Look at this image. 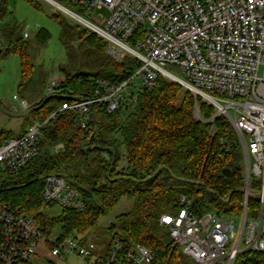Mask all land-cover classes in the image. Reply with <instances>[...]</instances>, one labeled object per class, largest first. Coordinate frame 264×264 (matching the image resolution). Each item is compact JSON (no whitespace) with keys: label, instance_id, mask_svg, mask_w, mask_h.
I'll return each mask as SVG.
<instances>
[{"label":"built area","instance_id":"obj_1","mask_svg":"<svg viewBox=\"0 0 264 264\" xmlns=\"http://www.w3.org/2000/svg\"><path fill=\"white\" fill-rule=\"evenodd\" d=\"M70 1L79 7V11L70 9L73 18L107 41L110 56L121 60L129 53L139 60L140 68L122 81L99 77L92 87L70 89L45 122L35 121L21 135L2 140L0 178L19 174L38 157L46 122L65 111L75 112L85 147L94 129V107L113 113L130 95L136 78L143 86L154 87L163 75L192 92L196 119L203 120L201 98L216 109L211 122L223 117L232 125L242 153L244 201L239 233L233 215L222 216L216 210L197 214L185 196L179 210L161 216V225L168 227L191 264H235L243 254L264 252V0ZM103 10L108 14H97ZM64 80L53 77L44 96L56 94ZM31 107L30 101L18 97V104L7 109L20 114ZM215 130L213 126L210 132ZM255 179L261 180V186H255ZM42 196L48 207L79 211L85 206L81 192L64 174H48ZM252 198L260 203L255 218H249ZM38 215L23 211L0 190V264H39V258L55 264L51 258L62 260L68 254L85 264H152L154 260L151 248L127 242L122 234L112 235L107 252L95 256V242L62 232L54 238L57 230L46 232Z\"/></svg>","mask_w":264,"mask_h":264},{"label":"trees","instance_id":"obj_2","mask_svg":"<svg viewBox=\"0 0 264 264\" xmlns=\"http://www.w3.org/2000/svg\"><path fill=\"white\" fill-rule=\"evenodd\" d=\"M27 1L41 7L36 0ZM56 1L79 11L70 0ZM10 13V0H0V20ZM53 18L61 28L60 38L66 48L78 40L97 57L85 64V71L72 72L68 53V65L63 68L65 80L59 91L29 114L32 121L28 125L35 121L45 122L65 102L70 89L80 91L92 87L99 77L122 81L140 68L139 60L129 53L121 60L110 56L106 51L107 41L96 32H87L86 26L80 30L61 15H53ZM50 37L45 28L36 34L39 43H46ZM130 43L132 45V41ZM0 45L3 47L0 57L12 54L20 57V87L32 75L34 65L28 34L17 18L2 28ZM141 89L131 91L113 113L94 107L99 126L90 131L85 147V133L75 112L65 111L56 120L46 122L39 138L38 157L19 174L3 175L0 190L8 201L23 211L39 213L46 232H54L62 225L63 236L85 234L127 197L133 201V206L116 217L109 227L112 235L122 234L127 242L151 248L154 252L152 264H191L168 227L161 225V216L179 210L182 196L191 200L197 214L209 210H216L222 216L241 214L244 201L242 153L232 125L223 117L211 122L216 113L212 105L199 98L203 120L194 117L196 98L179 82L160 75L154 87ZM18 97L24 98L20 92ZM47 97L42 95L31 102L30 109L41 105ZM124 110L128 112L121 122ZM213 126L216 130L211 133ZM10 137L15 135L0 129V142ZM60 145L63 148L56 151ZM106 148L115 149L110 177L114 154ZM161 166L164 168L153 175ZM225 169H230L232 175H225ZM51 173L68 176L81 192L85 203L83 210L62 208V213L54 217L42 212L45 178ZM254 184L261 186V180L255 179ZM232 190L235 192L226 201ZM259 208V201L250 199L249 218H255ZM235 264H264V252L251 256L243 254Z\"/></svg>","mask_w":264,"mask_h":264},{"label":"rangeland","instance_id":"obj_3","mask_svg":"<svg viewBox=\"0 0 264 264\" xmlns=\"http://www.w3.org/2000/svg\"><path fill=\"white\" fill-rule=\"evenodd\" d=\"M36 1L40 4V8L27 0H10L11 13L4 20H0V34L2 28L15 18L23 24L24 31L28 34L31 44V58L34 65L33 73L30 78L19 87L21 82V61L19 55H2L0 57V102L7 110L4 111L0 108V129L6 132H12L15 137H17L28 123L32 121V116L30 115L17 116L8 113L10 112L7 109L8 105L18 104L19 92L30 102L38 100L44 95L47 85L53 77L65 78L63 68L68 65L69 56L72 59V64L70 65V70L72 72H75L77 69L85 71V64L93 61L97 57L92 49L82 45L78 40L69 44L67 49L61 41V28L53 18V15L63 16L71 25L80 30L85 28L84 24L71 17L48 0ZM73 9L78 11L75 7H73ZM100 13L104 15L108 14L106 10L97 12V14ZM41 28L47 29L51 34L50 39L46 43H39L36 40V34ZM88 30L87 32H94L90 29ZM165 78L169 79L167 77ZM142 87H144L143 82L140 78H136L131 83L129 90L138 91ZM127 112V110H124V113L121 115V122H123ZM132 206L133 201L127 197H123L114 209L108 211L101 217L96 226L82 235L85 242L93 241L97 244V248L94 251L95 256L107 252L109 241L112 236L109 227L115 222L118 215L129 211ZM42 212L49 217H54L62 213V208L58 205L45 206ZM233 217L236 220V230L239 233L243 214L236 213L233 214ZM56 230L57 232L53 236L54 238L61 235L62 225H58ZM51 259L55 264H85L81 258L71 254H68L65 259L62 260L57 258ZM37 261L39 264H45L40 258ZM46 263L48 264L49 262Z\"/></svg>","mask_w":264,"mask_h":264},{"label":"water","instance_id":"obj_4","mask_svg":"<svg viewBox=\"0 0 264 264\" xmlns=\"http://www.w3.org/2000/svg\"><path fill=\"white\" fill-rule=\"evenodd\" d=\"M50 2H51V3L53 2L54 5H56L59 9L63 10L65 13L69 14L70 16H72V17H76V15L73 13V11H71L69 8H67L66 6L62 5V4L59 3L58 1H56V0H51ZM2 49H3V47H2V45H0V52L2 51ZM177 82H178V81H177ZM179 83H180V82H179ZM180 84H182V83H180ZM53 97H55V95L48 96V97L46 98V100H45L41 105H39V106H37V107H35V108H32V109H29L28 111H25V112H23V113H20V114H12V113H10V112H8V113L11 114V115H17V116H27V115H29L32 111L37 110V109H39L40 107H42L46 101H48L49 99H51V98H53ZM0 108L3 109L4 111H7V110L4 108V106L1 104V102H0ZM93 123H94V126H95L96 130H97L99 124H98V122H97L95 116L93 117ZM106 150H107V151H110V152H112V153L114 154V156H113V160H112V166H111L110 171H109V174H108V176L110 177V176H111V173H112L113 165H114V162H115V149H114V148H106ZM162 168H164V166L159 167V168L153 173V175H155V174H156L160 169H162ZM223 173H224L225 175H227V176L232 175V172H231L230 169H225V170L223 171ZM122 178H124V177H122ZM234 192H235V190H232V191L229 193V197L226 199V201H228V200L230 199V197L232 196V194H233Z\"/></svg>","mask_w":264,"mask_h":264},{"label":"bare ground","instance_id":"obj_5","mask_svg":"<svg viewBox=\"0 0 264 264\" xmlns=\"http://www.w3.org/2000/svg\"><path fill=\"white\" fill-rule=\"evenodd\" d=\"M48 1H51V0H48ZM53 3V2H52Z\"/></svg>","mask_w":264,"mask_h":264}]
</instances>
